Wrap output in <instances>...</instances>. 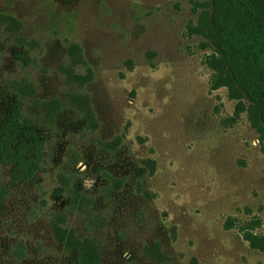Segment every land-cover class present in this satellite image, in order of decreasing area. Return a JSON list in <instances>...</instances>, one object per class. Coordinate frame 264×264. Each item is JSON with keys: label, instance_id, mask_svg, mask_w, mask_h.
I'll return each mask as SVG.
<instances>
[{"label": "rangeland", "instance_id": "obj_1", "mask_svg": "<svg viewBox=\"0 0 264 264\" xmlns=\"http://www.w3.org/2000/svg\"><path fill=\"white\" fill-rule=\"evenodd\" d=\"M220 14L0 0V123L17 103L45 137L1 202L0 264H264V136L221 68Z\"/></svg>", "mask_w": 264, "mask_h": 264}, {"label": "trees", "instance_id": "obj_2", "mask_svg": "<svg viewBox=\"0 0 264 264\" xmlns=\"http://www.w3.org/2000/svg\"><path fill=\"white\" fill-rule=\"evenodd\" d=\"M218 44L228 78L253 104L252 116L264 136V0H220ZM221 74L223 72L220 70ZM44 135L36 124L19 120L16 103L0 123V163L13 165L7 185L0 184V205L8 186L34 179L41 168Z\"/></svg>", "mask_w": 264, "mask_h": 264}]
</instances>
